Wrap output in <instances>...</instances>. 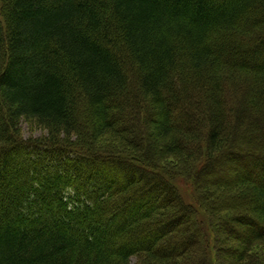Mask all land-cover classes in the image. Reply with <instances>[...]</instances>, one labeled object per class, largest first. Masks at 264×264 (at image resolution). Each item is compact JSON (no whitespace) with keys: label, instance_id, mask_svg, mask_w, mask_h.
<instances>
[{"label":"trees","instance_id":"1","mask_svg":"<svg viewBox=\"0 0 264 264\" xmlns=\"http://www.w3.org/2000/svg\"><path fill=\"white\" fill-rule=\"evenodd\" d=\"M253 47L264 0H0V264H264Z\"/></svg>","mask_w":264,"mask_h":264},{"label":"rangeland","instance_id":"2","mask_svg":"<svg viewBox=\"0 0 264 264\" xmlns=\"http://www.w3.org/2000/svg\"><path fill=\"white\" fill-rule=\"evenodd\" d=\"M240 41H243L244 43H250L251 41H253V39L250 37V36H243L241 39H240ZM253 49V52L255 53H261L262 54V56H264V48L262 47V48H260V47H253L252 48ZM246 57H244V59H245ZM249 60V59H248ZM249 62H251L250 60H249ZM253 64V63H252ZM229 97V99L230 98H232V97H234L233 95H231V96H228ZM179 114V115H178ZM180 109L178 110V111H173V115H174V120H175V122H177L178 124H182V126H183V120H182V118H180L181 116H180ZM250 124V123H249ZM248 124V125H249ZM247 125V126H248ZM250 126V125H249ZM263 131V133H261V130ZM22 133H23V138H24V140L25 139H29V138H31V137H33V139H35V138H40L43 134H45V133H43V131L42 130H40V129H38V128H33L31 125H29V124H27V123H25V122H23L22 123ZM248 136H249V134H248ZM262 140H264V126H261V127H259V126H257V128H256V133L254 134V136L252 137H248V140L247 141H245L244 142V146L245 147H249V149L250 148H252L253 150H255V151H257V152H261V151H264L263 150V148L264 147H262L263 146V141ZM18 154H20L19 152H17ZM16 153V154H17ZM15 154V155H16ZM15 155H9V157L8 158H5L6 159V161H7V159H8V162H9V164H8V167L9 168H11V167H13V166H19V164H20V162H15L16 161V158H15ZM223 161V160H222ZM220 164V163H219ZM31 165H26L25 163H24V166H23V168H22V170L24 171V172H29V173H31ZM169 170L170 169H172V168H174V165H173V162H171V165L170 164H168V167H167ZM231 172H233V171H231ZM230 172V175H231V177H235L236 176V171L234 170V172H233V174ZM13 178V177H12ZM14 178H15V176H14ZM135 179H138V177L136 176L135 177ZM17 181H20V180H22V179H20V177L19 178H17L16 179ZM24 180V179H23ZM126 181L125 182H128V180L127 179H125ZM0 195H2L1 193H0ZM219 201V200H218ZM249 206H248V204L247 203H245V202H242L241 203V208H243V209H247ZM5 210H6V208H5ZM4 210V211H5ZM225 251H226V253H223V263L224 264H230L231 262H232V258H231V250H229L228 248H226L225 247ZM134 262V261H133Z\"/></svg>","mask_w":264,"mask_h":264}]
</instances>
